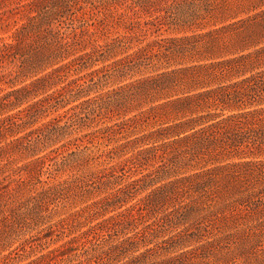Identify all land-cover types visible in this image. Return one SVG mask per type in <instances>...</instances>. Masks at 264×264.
Returning <instances> with one entry per match:
<instances>
[{
	"label": "trees",
	"instance_id": "16d2710c",
	"mask_svg": "<svg viewBox=\"0 0 264 264\" xmlns=\"http://www.w3.org/2000/svg\"><path fill=\"white\" fill-rule=\"evenodd\" d=\"M21 6L0 264H264V0Z\"/></svg>",
	"mask_w": 264,
	"mask_h": 264
},
{
	"label": "rangeland",
	"instance_id": "374dc122",
	"mask_svg": "<svg viewBox=\"0 0 264 264\" xmlns=\"http://www.w3.org/2000/svg\"><path fill=\"white\" fill-rule=\"evenodd\" d=\"M25 0H0V35H5L7 33H9L13 27V25L15 24V22H17L18 20L20 21V16L22 14V6H21V2H23ZM16 20V21H15ZM120 32L122 31V29H118ZM115 34L116 30H112L111 32H108L107 34ZM102 37L104 36L103 34L101 35ZM143 36H140V38H142ZM99 39H101L99 37ZM139 43V41H134L133 42V46L137 45ZM139 74H134L132 75V77L138 76ZM131 76V75H130ZM128 75V78L130 77ZM137 133H140L141 130H136ZM22 161H19V163H21ZM65 174V173H64ZM42 179H47L46 175H42L41 176ZM54 238H56V235H54ZM49 242L47 243L46 241V245L48 244L49 247L54 246L56 243L52 242V239H48ZM60 242V241H58ZM57 242V243H58ZM15 245V244H13ZM45 245H38L36 247V249L34 250V252H30L29 257L26 259L28 260L29 258L36 256L37 254H39L40 252L45 251V248L43 247ZM174 252H170V255L173 254ZM72 261L71 262H67L69 264H87L85 263L83 260L80 259V257L74 256V258H71ZM22 262H25V260L22 258L20 260H15L12 264H20ZM61 264H66L65 262H62Z\"/></svg>",
	"mask_w": 264,
	"mask_h": 264
}]
</instances>
